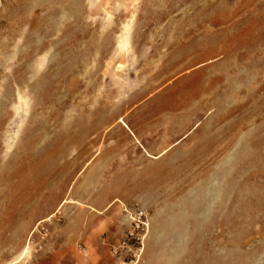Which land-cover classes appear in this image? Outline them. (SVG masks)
<instances>
[{
  "label": "rangeland",
  "instance_id": "374dc122",
  "mask_svg": "<svg viewBox=\"0 0 264 264\" xmlns=\"http://www.w3.org/2000/svg\"><path fill=\"white\" fill-rule=\"evenodd\" d=\"M55 252L264 264V0H0V264Z\"/></svg>",
  "mask_w": 264,
  "mask_h": 264
},
{
  "label": "crops",
  "instance_id": "0c3cea01",
  "mask_svg": "<svg viewBox=\"0 0 264 264\" xmlns=\"http://www.w3.org/2000/svg\"><path fill=\"white\" fill-rule=\"evenodd\" d=\"M65 256L55 252L52 254H43L37 257L36 261L29 264H81L79 261L75 263L74 258L67 259ZM64 259V260H63Z\"/></svg>",
  "mask_w": 264,
  "mask_h": 264
}]
</instances>
